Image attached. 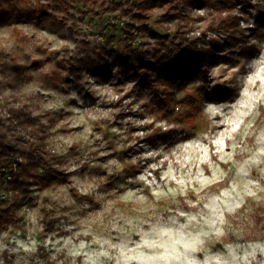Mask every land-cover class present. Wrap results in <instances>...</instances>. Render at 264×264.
I'll return each instance as SVG.
<instances>
[{
	"label": "rangeland",
	"instance_id": "374dc122",
	"mask_svg": "<svg viewBox=\"0 0 264 264\" xmlns=\"http://www.w3.org/2000/svg\"><path fill=\"white\" fill-rule=\"evenodd\" d=\"M65 1L67 10L52 0H0V118L19 124L20 112L30 114L44 153L69 178L31 182L33 203L0 226V264H264V0H200L184 17L150 2L139 27L110 0ZM182 22L198 46L234 51L232 39H246L258 47L231 100L216 95L236 70L224 61L209 68L203 90L198 71L167 81L144 62L170 93L159 121L144 111L131 66L114 56L69 74L68 60L85 50L144 48L161 25L177 42ZM187 94L201 100L194 128L173 142L150 140L154 127L175 124ZM239 182L244 195L227 202ZM202 189L199 202L193 192Z\"/></svg>",
	"mask_w": 264,
	"mask_h": 264
},
{
	"label": "trees",
	"instance_id": "16d2710c",
	"mask_svg": "<svg viewBox=\"0 0 264 264\" xmlns=\"http://www.w3.org/2000/svg\"><path fill=\"white\" fill-rule=\"evenodd\" d=\"M229 1V0H226ZM150 2L163 5L166 3V15L182 16V10L190 3H200V0H131L121 2V0H110L111 9L120 7L122 13L130 16L129 25L135 26V21H142L145 18L146 10ZM54 6L68 9L69 2L65 0H52ZM184 17V16H182ZM237 21V20H236ZM186 23V22H185ZM183 22L178 25L181 28L176 38H170L168 29L161 25L162 31L158 38L148 43L144 48H139L131 43L123 47L104 46L99 50H85L68 60L69 74L80 75L84 66L92 65L98 70L99 65L108 64L110 56H114L122 65L131 66L134 77L142 82L134 90L143 99L144 111L153 115L155 121L164 117L165 112L170 108L169 95L164 88L157 86L154 79L142 71V64H150V68H158L167 81H179L189 71H198L202 80L199 90L207 88V78L209 68L215 62H226L236 70L230 77V83L224 89L218 88L216 95L220 100L232 99L237 94V76L245 71L247 58L258 51V47L246 39H232L236 48L218 52L212 46H198L197 39L193 40L186 35L187 31ZM229 24L226 23V27ZM136 27H139L136 25ZM178 47L174 52V47ZM141 68V69H140ZM68 74V75H69ZM200 98L187 94L182 102L177 105L175 124L156 126L146 133L150 140H163L173 142L178 140L180 133L185 135L187 129L194 128L196 110L200 104ZM26 119V125L32 127L26 131L22 126L23 120L16 122H5L0 118V184L6 191V196L0 198V226H4L8 221H18L21 217L18 210L24 204H32L35 197L32 192L31 182H61L68 183L69 178L62 169L58 168L52 158L43 151V143L34 131L35 122L30 121V114L20 112ZM153 120V121H154ZM20 125V126H18ZM147 128L153 126L146 124ZM22 133H27L30 137H25ZM6 264H13L6 259ZM55 264L53 262H48Z\"/></svg>",
	"mask_w": 264,
	"mask_h": 264
},
{
	"label": "bare ground",
	"instance_id": "6f19581e",
	"mask_svg": "<svg viewBox=\"0 0 264 264\" xmlns=\"http://www.w3.org/2000/svg\"><path fill=\"white\" fill-rule=\"evenodd\" d=\"M220 116L218 114L215 115V118L218 119ZM212 125H220L221 122H215V123H211ZM248 153V149H240V150H236V154L237 155H240V156H243V155H246ZM239 185H236L235 187L233 186H230L229 187V193H228V196L226 197V201L229 202V201H233L234 199L236 198H239L240 194H243L244 195V189L240 186V182L238 183ZM193 195H196L199 197V202H201L202 200L205 201L206 198H207V194L205 193V190L202 189L201 191L199 192H193ZM242 195V196H243ZM225 198V196L223 197V199ZM219 203L221 206H223V201L221 199H213L212 200V203ZM203 203V202H202ZM176 213V212H175ZM162 222L168 224V225H176L175 223H173L172 221H170L167 216L165 215L163 218H162Z\"/></svg>",
	"mask_w": 264,
	"mask_h": 264
},
{
	"label": "clouds",
	"instance_id": "9594fccd",
	"mask_svg": "<svg viewBox=\"0 0 264 264\" xmlns=\"http://www.w3.org/2000/svg\"><path fill=\"white\" fill-rule=\"evenodd\" d=\"M225 264H228V262H227V261H225Z\"/></svg>",
	"mask_w": 264,
	"mask_h": 264
}]
</instances>
